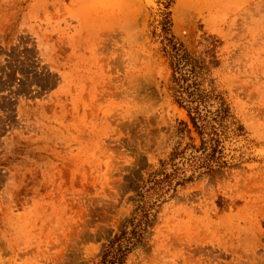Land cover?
Masks as SVG:
<instances>
[{"label":"rangeland","instance_id":"374dc122","mask_svg":"<svg viewBox=\"0 0 264 264\" xmlns=\"http://www.w3.org/2000/svg\"><path fill=\"white\" fill-rule=\"evenodd\" d=\"M171 37L214 51L242 131L228 168L145 197L154 223L125 264H264V0H0V264H97L172 170L189 139Z\"/></svg>","mask_w":264,"mask_h":264},{"label":"trees","instance_id":"16d2710c","mask_svg":"<svg viewBox=\"0 0 264 264\" xmlns=\"http://www.w3.org/2000/svg\"><path fill=\"white\" fill-rule=\"evenodd\" d=\"M168 42L167 54L172 70L170 90L175 103L187 116V121H180L178 135L186 134L189 142L180 147L181 141H178V151L177 147L171 151L170 172L164 171L168 162L162 161L161 169L146 181L149 186L143 192L138 190L135 208L123 220L118 233L103 247L97 264H125L127 255L143 241L147 229L154 223L155 202L149 204L145 197L154 192L160 199L170 189L175 190L174 178L178 177L175 185H183L195 177L228 168L231 164L225 159L223 143L230 134L242 131L226 99L214 86V80L208 78L210 67L218 64L214 51H207L208 61H205L193 56L172 37ZM192 133L196 137L191 136ZM176 157L178 166L174 163ZM187 171L190 174L186 176Z\"/></svg>","mask_w":264,"mask_h":264}]
</instances>
